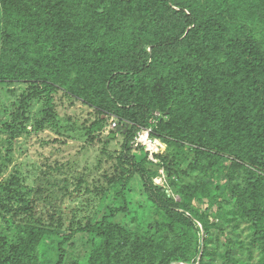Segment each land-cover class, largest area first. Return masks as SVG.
Returning a JSON list of instances; mask_svg holds the SVG:
<instances>
[{
  "label": "trees",
  "instance_id": "16d2710c",
  "mask_svg": "<svg viewBox=\"0 0 264 264\" xmlns=\"http://www.w3.org/2000/svg\"><path fill=\"white\" fill-rule=\"evenodd\" d=\"M6 80L64 87L101 112L95 131L112 116L126 121V151L139 129L159 125L170 149L191 150L176 169L195 179L183 190L208 200L204 215L176 202L132 155L129 175L113 176L103 190L113 201L62 236L51 264H264V0H0ZM219 169L231 179L243 173L247 183L232 188L227 206L210 179ZM134 174L142 194L130 184ZM210 214L221 219L214 233ZM197 221L207 232L203 248ZM84 231L93 235L86 262L70 260ZM56 235L20 223L16 243L0 236V264H40V246Z\"/></svg>",
  "mask_w": 264,
  "mask_h": 264
},
{
  "label": "rangeland",
  "instance_id": "374dc122",
  "mask_svg": "<svg viewBox=\"0 0 264 264\" xmlns=\"http://www.w3.org/2000/svg\"><path fill=\"white\" fill-rule=\"evenodd\" d=\"M156 113L164 119L169 118L160 110ZM100 117L102 114L95 106L81 98L70 97L64 87L52 90L45 84L29 80L0 82V236L9 244L16 243L18 225L31 221L56 229L59 235L47 238L39 248L40 264H51L59 253L57 245L62 236L89 225L95 214L113 201L114 193L103 190L113 176L129 175L132 155L146 168L153 183L164 188L169 197L205 214L208 200L192 197V190H183L185 183L195 179L176 173L191 150L170 149L159 134L158 125L152 126L150 136L160 142L157 150L152 152L147 146L131 142L130 151H126L128 123L116 118L118 126L111 129L109 119L99 132L93 127ZM124 126L126 128H122ZM139 133L143 137L146 135L142 128L137 135ZM222 164L230 163L223 159ZM210 176L213 187L220 186L225 191L223 202L226 206L232 202V188L242 192L247 187L243 173L231 179L224 169H219ZM130 184L142 194L143 184L138 174L132 175ZM214 208L217 213V206ZM207 219L213 226L212 232H217L214 225L221 223V219L214 214ZM197 224L199 230L195 234L198 246L203 248L207 232L201 221ZM232 236L239 238V234ZM92 238L93 235L86 231L75 234L70 260L79 258L85 263ZM246 241L248 244L249 240ZM262 249L256 246V253ZM233 250L244 257L249 254L238 244ZM197 258L200 259L199 255Z\"/></svg>",
  "mask_w": 264,
  "mask_h": 264
},
{
  "label": "built area",
  "instance_id": "2783aa9c",
  "mask_svg": "<svg viewBox=\"0 0 264 264\" xmlns=\"http://www.w3.org/2000/svg\"><path fill=\"white\" fill-rule=\"evenodd\" d=\"M110 119H111V121H110L111 129H116L117 126H118L116 117L112 116ZM142 132L146 133L145 136L150 138L151 134L153 133L152 126L142 127ZM132 144H134L136 146H140V145L147 146L150 151L154 152V149L149 147V145L146 143V141L144 140V137H143V135L141 133H139V135L135 136V138L132 140Z\"/></svg>",
  "mask_w": 264,
  "mask_h": 264
},
{
  "label": "bare ground",
  "instance_id": "6f19581e",
  "mask_svg": "<svg viewBox=\"0 0 264 264\" xmlns=\"http://www.w3.org/2000/svg\"><path fill=\"white\" fill-rule=\"evenodd\" d=\"M144 140L146 141V143L149 145L150 148L157 150L158 145L160 144L159 141H153L152 139H150L147 136H144Z\"/></svg>",
  "mask_w": 264,
  "mask_h": 264
},
{
  "label": "water",
  "instance_id": "95a60500",
  "mask_svg": "<svg viewBox=\"0 0 264 264\" xmlns=\"http://www.w3.org/2000/svg\"><path fill=\"white\" fill-rule=\"evenodd\" d=\"M178 264H185V263H181V262H179Z\"/></svg>",
  "mask_w": 264,
  "mask_h": 264
}]
</instances>
